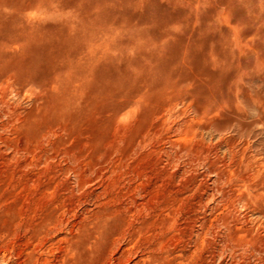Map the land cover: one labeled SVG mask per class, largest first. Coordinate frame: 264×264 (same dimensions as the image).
I'll list each match as a JSON object with an SVG mask.
<instances>
[{
  "label": "rangeland",
  "instance_id": "1",
  "mask_svg": "<svg viewBox=\"0 0 264 264\" xmlns=\"http://www.w3.org/2000/svg\"><path fill=\"white\" fill-rule=\"evenodd\" d=\"M0 264H264V0H0Z\"/></svg>",
  "mask_w": 264,
  "mask_h": 264
}]
</instances>
